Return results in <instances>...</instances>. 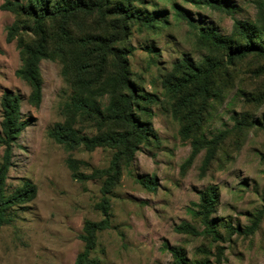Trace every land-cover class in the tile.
<instances>
[{
  "label": "rangeland",
  "instance_id": "1",
  "mask_svg": "<svg viewBox=\"0 0 264 264\" xmlns=\"http://www.w3.org/2000/svg\"><path fill=\"white\" fill-rule=\"evenodd\" d=\"M6 1L0 0V167L7 149L1 140L5 94L20 97L27 125L11 145L0 200L6 218L0 264H75L86 246L85 225L102 221L108 225L96 233L89 256L95 264H174L170 248L182 250L191 264H264V216L253 234L234 232L251 226L264 209V54L231 62L226 49L198 31L214 29L239 47L247 39L234 26L237 19L251 25L253 41L264 47L263 0H224L228 8L197 3L204 0H109L110 9L133 17L124 34L118 13H77L66 31L49 22L50 49L58 55L41 61L39 106L30 100L31 86L16 75L21 41L34 45L38 36L25 27L32 29V20L1 9ZM139 14L158 21L144 26ZM16 21L21 31L9 42ZM95 37L126 51L129 80L145 97L134 113L149 127V139L137 143L130 158L113 143L70 147L53 136L118 137L130 129L108 111L128 90L116 89L114 56L100 50ZM187 60L197 69L194 77ZM76 96L96 101L105 119L78 109ZM213 140L207 162L210 147L203 143ZM110 177L117 180L107 191ZM143 178L154 179L157 189L145 187ZM213 192L209 225L202 199ZM184 222L202 234L178 232Z\"/></svg>",
  "mask_w": 264,
  "mask_h": 264
},
{
  "label": "trees",
  "instance_id": "2",
  "mask_svg": "<svg viewBox=\"0 0 264 264\" xmlns=\"http://www.w3.org/2000/svg\"><path fill=\"white\" fill-rule=\"evenodd\" d=\"M198 4L203 3L206 5H210L212 7H220L224 6L228 8V4L224 0H204L198 1ZM262 7H264V0L261 1ZM1 9L7 10L15 14L19 17H26L33 21V28L31 29L28 26H25L28 30L34 31L38 36V40L34 45L24 44L21 41L19 47H21V56L23 65L16 72V75L26 81L32 89L30 100L36 106H39L42 102L43 95V79L41 76L40 64L44 59L55 58L58 53H52L50 49L51 38L48 36V23H58L59 27L62 31H66L69 22L72 20V17L77 13L84 12L86 14H99L100 16H108L109 14H121L122 19L118 24V27L122 29V33L124 34V27L127 19L133 18L132 15H128V10L123 8L115 7L114 10L109 7V0H97L92 4L87 3L84 0H7L4 4L1 5ZM179 15L186 19V21L192 26L196 27L193 23L192 19L184 12ZM136 20H138L142 25L147 27H153L154 23H157V17H148L142 14L136 16ZM234 26L243 34V36L247 39V43L245 45H240L239 47H234L231 45V41L218 33L216 30L211 28L200 27L198 28L199 34L202 38H205L207 42L212 44L215 47L224 48L229 52V60L231 62L236 59H241L249 56L250 54H264V47L260 44H256L252 39V27L251 25L242 22L240 20H234ZM21 31V25L16 21L12 26L8 28V41L11 42L14 40L18 33ZM122 36L118 37L119 41H122ZM92 40L98 45L99 49L104 51L106 54H112L115 59V64L118 69V76L115 79L116 89H127L128 94L122 93L120 94V98L112 99L111 105L108 108L109 112H113L114 118L117 121H120L124 125L130 127L129 130H124L119 133L117 136H108V137H99L95 136L93 138L89 137H81L79 139L74 138L71 134H64V137L60 135L59 132H54L53 136L57 138V140L61 143H67L70 147H77L81 144H84L87 148L93 149L98 146H102L106 143H113L114 145H118L122 148L123 154L126 156H132L137 150V143H141L145 140H148L150 129L149 127L142 123V121L135 116L134 108L135 103L140 100H144L145 97L137 95L134 87L129 80V69L127 66V60L125 57L126 51L120 50L119 48H111V43L103 40L101 38H92ZM186 69L190 70L191 76H196L194 70H197L191 61H185ZM203 76V74H200ZM206 78V77H204ZM196 80V77L194 78ZM207 90V88L205 89ZM20 97L13 94H5L2 100V108H3V121H2V130L3 136H1V140L7 145L6 153L4 156V163L0 167V200L3 198V186L6 179L7 171L10 167V157H11V145L15 138H17L22 130L26 127L27 123L21 120V110H20ZM73 104L81 110L91 109L93 112L98 114L102 120L103 111L97 105L96 101L89 99L85 96H76L73 100ZM109 117V116H108ZM213 141H205L203 146H209V152L207 157V162L212 158V148H214ZM195 145L201 146L202 143L195 142ZM207 164V163H206ZM114 170L116 175L120 174V170L118 169L117 162L114 165ZM100 172H95V174H99ZM115 180L117 178L110 177L109 181L106 183V190H110L109 188L115 184ZM141 183L151 189H157V183L152 178H143L141 179ZM106 191V192H107ZM212 195H207L202 199V209L204 222L207 224H211L212 221H209L210 214L213 211L215 203L217 202V196L213 192ZM264 216V209L259 212L253 221L252 225L249 226L245 230H241L240 228H235L234 232H238L240 234H253L259 224L262 221ZM6 218L3 213V210L0 209V224L5 222ZM108 225L107 221H102L99 223L88 222L85 225V234L81 235L83 240L86 243L85 249L82 253H80L76 259L75 264H95L94 260L90 259L91 249L94 243V239L96 233L102 229H104ZM176 230L181 233H188L193 235L202 234L197 228L187 222L181 223L176 227ZM171 253L174 257V264H191L185 253L178 248H170ZM202 264H213L210 260L204 261Z\"/></svg>",
  "mask_w": 264,
  "mask_h": 264
}]
</instances>
